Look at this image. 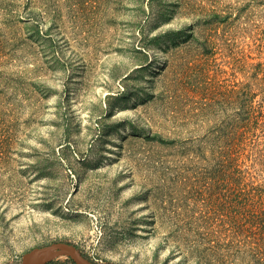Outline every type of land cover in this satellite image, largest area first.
Wrapping results in <instances>:
<instances>
[{"label": "rangeland", "instance_id": "374dc122", "mask_svg": "<svg viewBox=\"0 0 264 264\" xmlns=\"http://www.w3.org/2000/svg\"><path fill=\"white\" fill-rule=\"evenodd\" d=\"M248 181L264 0H0V264H264Z\"/></svg>", "mask_w": 264, "mask_h": 264}, {"label": "water", "instance_id": "95a60500", "mask_svg": "<svg viewBox=\"0 0 264 264\" xmlns=\"http://www.w3.org/2000/svg\"><path fill=\"white\" fill-rule=\"evenodd\" d=\"M48 251H61L66 256H68L75 264H95L91 260L80 255L75 250L74 246H72L69 243H65V242H55V243H52L48 246H44L41 248H36V249L31 250L30 252H27L26 254L23 255L21 264H28V262L34 256L39 255L41 253L48 252ZM40 264H42V263H40Z\"/></svg>", "mask_w": 264, "mask_h": 264}, {"label": "trees", "instance_id": "16d2710c", "mask_svg": "<svg viewBox=\"0 0 264 264\" xmlns=\"http://www.w3.org/2000/svg\"><path fill=\"white\" fill-rule=\"evenodd\" d=\"M254 182L248 181L246 184V191H245V207L250 206L249 201H253L254 199L258 198V201H262V206H260L259 210L253 216H250V221L253 223V226H256L259 231H264V190L260 189L259 186L253 185ZM49 264H55L50 262Z\"/></svg>", "mask_w": 264, "mask_h": 264}, {"label": "bare ground", "instance_id": "6f19581e", "mask_svg": "<svg viewBox=\"0 0 264 264\" xmlns=\"http://www.w3.org/2000/svg\"><path fill=\"white\" fill-rule=\"evenodd\" d=\"M65 257V254L61 251H48L34 256L28 264H40L48 260H54Z\"/></svg>", "mask_w": 264, "mask_h": 264}]
</instances>
